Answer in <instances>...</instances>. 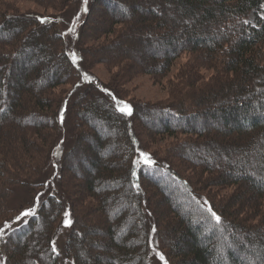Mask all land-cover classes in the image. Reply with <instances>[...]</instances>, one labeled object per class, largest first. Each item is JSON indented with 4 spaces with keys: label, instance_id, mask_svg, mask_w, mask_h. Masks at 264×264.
I'll list each match as a JSON object with an SVG mask.
<instances>
[{
    "label": "trees",
    "instance_id": "obj_1",
    "mask_svg": "<svg viewBox=\"0 0 264 264\" xmlns=\"http://www.w3.org/2000/svg\"><path fill=\"white\" fill-rule=\"evenodd\" d=\"M49 1L41 3H50L55 8L64 0ZM98 1H89L83 12L85 19ZM100 1L107 6L114 5L109 11L115 12L94 21L92 30L82 21L77 32H71L76 44L80 45L76 47H72V40H67L56 28L57 21L53 18L41 23L37 19L44 18L41 15H10L0 6V105H3L0 107L3 109L0 111V212L5 209L7 199L4 190L14 183L28 182L27 175L31 176L39 165L37 158L42 159V153L45 157L48 152L53 153L54 141L66 115H69L70 131L77 134L66 152L61 151L62 148L59 151L58 158L63 160L58 165L59 185L63 191L69 188L67 180L71 177L66 167L71 166L68 165L70 159L82 165L85 174L81 177L83 186L80 189L74 193L65 192L70 202L68 218L72 224L62 253L52 249L64 217V206L60 199L50 195L45 201L47 205L41 204L34 215L10 230L6 231L4 226L16 221L17 215L11 219L1 213L0 228H4V234L0 236V264H153L147 251L150 224L156 227L155 241L160 234L161 240L168 244V254L161 253L167 264H264V0ZM83 2L80 0V4ZM118 5L123 8L116 7ZM250 15L255 23L247 21ZM214 23L228 24V27L215 29L211 26ZM145 33H153L148 42L144 40ZM43 37L47 40H41ZM100 38L103 41L100 42ZM32 42L38 43L36 58ZM149 48L160 49L163 55L152 57L148 63L132 60L135 53ZM183 52L196 53L202 61L195 60L197 66L220 60V69L212 84L199 93L178 96L174 100L176 103L171 104L173 109H157V123L166 134L167 130H174L194 136L196 140L192 143L206 150L199 156L198 164L210 163L206 158L208 153L226 159L242 154L257 160L256 176L235 173L243 170L247 163L219 166L222 179L226 177L233 183L243 180V187H247L237 198V204L243 203L239 214L232 210L236 207L232 201L217 206L197 193L171 162L159 164L154 160L151 168L133 164L139 152H144L135 121L149 114L150 106L121 98L112 88L99 84L86 69L88 62L121 65L122 77L143 72L159 78ZM73 53L77 57L75 62ZM33 57L32 74H24L25 66ZM16 71L18 73L14 74ZM63 84H70L72 88L63 97H53L52 92ZM90 86L91 89L83 90ZM6 94L11 96L4 98ZM183 98L188 100L177 101ZM68 100L71 101L69 108ZM121 101L131 107V115L118 110V105L123 106ZM195 102L208 105L199 112H183ZM172 117L185 122V126L172 125ZM217 117L223 123L217 132L225 136L222 142H217L207 127H196ZM96 123L94 128L92 125ZM91 128L93 133H86ZM107 128L120 131L123 142L120 139L118 143L112 139L101 140ZM43 129L49 132H45L44 142L38 144L40 149L35 151L31 146L38 142L36 138L40 139L39 132ZM52 129L57 131L54 133ZM63 141L59 138L58 144ZM117 145L118 151L116 155L111 153L110 159L108 149ZM94 152L97 156L92 159ZM74 153H78L76 159L72 157ZM114 157L122 158L124 164H117ZM77 165L71 168L77 169ZM12 167L16 171L10 174ZM162 178L177 184L184 196L192 199L195 209L199 208L198 216L188 211L180 213L181 204L169 207L167 212L151 211L150 204L143 209L148 192L151 199L161 196L152 202L156 206L163 201L176 200L167 197L169 193ZM142 179L153 181L159 192L144 189L146 184H141ZM160 184L161 189L157 188ZM83 194L95 199L96 203H89V206L79 203ZM208 208L221 217L220 223ZM243 210L251 215L243 214L240 219ZM133 214L136 218L132 220ZM253 217L259 220L253 222ZM214 223L220 225V232ZM221 233H224L223 241L215 239V235Z\"/></svg>",
    "mask_w": 264,
    "mask_h": 264
},
{
    "label": "rangeland",
    "instance_id": "obj_2",
    "mask_svg": "<svg viewBox=\"0 0 264 264\" xmlns=\"http://www.w3.org/2000/svg\"><path fill=\"white\" fill-rule=\"evenodd\" d=\"M41 1L43 0H0V6L1 8L6 9L3 10V12H6L10 15L12 14L41 15L42 17L48 18L49 20L53 18V20L57 21L56 28L61 33L65 34L67 40H72L73 43L72 47L80 46L78 43L76 44L77 41H75L72 35L73 33L75 34L77 32L80 26L79 24H81L82 21L87 25H89L88 26L89 29L92 30V27H94V21H98L103 18H106L115 12V10L114 11L112 10L113 11L112 13L109 11V9H112L114 5L108 4L109 6H107L106 4L104 5L102 1L99 0L97 4L93 5L90 16H88V19H85L86 16L83 12L88 8V3L91 0H84L82 4H80V0H64L61 3V5H57L55 8H52L49 5L50 3L49 4L47 2L41 3ZM51 1L53 0H50L49 2ZM142 5L145 6L144 3H142ZM116 7L123 8V6L121 5H118ZM8 9H13V10L10 11ZM262 9H264V3L262 5ZM262 15H264V11L262 12ZM247 21L251 23H255L252 15L248 17ZM211 26L215 29L221 28L222 30H224L228 27V24L225 25L222 23L219 24L214 23ZM69 29L74 30V32L71 33L72 31L70 32ZM90 32L91 31L87 33ZM150 34L153 33H145L144 35V40H146L147 42L151 40ZM102 38L104 37L102 36ZM102 38H100L101 39L100 42L103 41ZM44 39L47 40L44 37L41 40ZM37 44H38L37 42L30 43L35 58H36ZM90 45H92V43H90ZM0 46L2 48V44H0ZM162 55L163 53L160 51V49L153 50L149 48L148 50H141L138 53H135L134 54L135 59L132 60L133 61L141 60V63L142 62L148 63V60L151 59L152 57L160 58ZM34 57L31 63L25 66L24 74H28V75L32 74L31 66L33 65V62H35ZM195 60L200 61L196 53L190 55L188 53L183 52L174 61L169 71L159 78H155L152 75L143 72H138L137 74H134L131 77L129 76L122 77L121 65L111 66L104 63L88 62L89 64L86 65V69L89 70L92 73V76H94L99 81V84H101L105 88L106 87L112 88L118 93V95L121 98L130 101H136L140 104H147L148 106H150L149 108L150 110H148L149 114H143L142 119L139 118L140 120L138 119V121H135V127L140 130V136L142 142L141 148L144 150V152L149 153L153 160L159 161V164H162L163 161H166L168 163L171 162L174 166L178 168L181 177L186 178L192 189H194L197 193L207 197V199H209L210 201H213L217 206L220 203L232 201V204L234 205L236 204L235 205L236 207H234L232 210H237L238 211L237 213L239 214L240 212L239 210L243 206V203L239 202L237 204L236 203L238 201L237 198L238 196H241L243 192L246 191L247 187H243L244 186L243 180L238 183H233L231 180H227L226 177L222 179L221 177L222 172L219 166L221 167L222 165H225L227 163H229V165H233V164L235 165L239 162H241L242 165H245L247 163L246 167L243 166V170L236 171L235 173L237 175H243V176L249 173L250 175L256 176L257 174H255L256 171L255 169L256 166L258 165L257 160L254 159L253 157L247 158L242 154H238V155L234 154L232 158L226 159L224 156H220V155L218 156V155H213L212 153H208L206 154L207 155L206 158L209 159L210 163L212 164L207 162H205L204 164H198L197 161L199 160V156L201 154L203 155L206 150L202 148L200 144L194 145L195 143L194 144L192 143L193 141L196 140L194 136L176 132L174 130L173 131L167 130L169 132L168 134H166L165 131L161 130V125L157 123L158 122L156 117L158 116L156 115L157 109L162 110L163 108L166 107L172 108L171 104L176 103V101L174 100H176L178 96L186 95L189 93H194V94L196 92L199 93L201 90H203L202 88H205L209 84H212V80L216 76L217 71L220 69V60L214 61V63H212L211 65L201 64L199 66L196 65ZM15 73L17 74L18 72L16 71L14 72V74ZM11 76L14 77V75ZM15 88H16L15 85H13V90ZM71 88L72 86L70 84L60 85L52 92L51 95L55 98L63 97L64 95H66V93H68V91ZM84 88L85 89L83 90L91 89V86ZM8 96H11V94L4 95V98H7ZM84 100H86V98ZM90 100L91 99H89L88 101ZM180 100H183L185 102L188 99L183 98L177 101ZM70 103L71 101L68 100L67 103L68 108L70 107ZM203 105L202 104L198 105L195 102V105H193L191 108L187 106L186 107L187 109H184L183 112L188 113V110L199 112L203 108L207 107L208 104L205 103ZM0 107H3V105L1 104ZM77 107H80V104L77 105ZM68 118L69 115L68 116L66 115L64 123L62 124L61 128L58 130L57 137L53 145V150H54L53 153L51 154V152H48L46 157L42 153V159L40 158L39 160V158H37L38 161L37 163H39V165H37L35 172L31 176L27 175L28 182H20L18 184L14 183L10 188H6L4 190L6 192L7 199L6 201H4L5 209H3L2 212H0V216L2 215L1 213H3L4 216L12 219V217H14L15 215L19 216L21 212L32 207H35V213H36L38 207L41 204L47 205L45 201L47 200V197L50 195H52L53 198L60 199V201H62L64 206V212L69 213L70 202L68 201L65 192L71 191V193H74L76 190L80 189V187L83 186V182H82L83 179L81 177L84 176L85 174L82 170L83 169L82 165L79 166L77 165L78 163H75V160L70 159V163L68 165L71 166L66 167L68 176L70 174L71 177V179L69 178L67 180L70 189L68 188L66 189V191H63L59 185L60 181H59L58 165L61 164V162H63V160L61 159L59 160L58 158L59 151L61 150V148H62L61 151L63 152L65 150L67 151L68 146L72 145V143L75 140V135L77 134V132H74L73 130L70 131L67 122ZM83 120L85 119L83 118ZM170 122L172 125H178L182 127L185 126V122L181 121L177 117H172ZM96 125L97 123L93 124L92 126L95 128ZM196 127H207L212 133H214L217 142H222V140L225 139V136L222 137L217 134V132H220V128L223 127V123L221 122V119L219 117H217L213 121H208L207 123L204 122L202 125L198 124ZM157 128H159V130ZM92 130L93 129L91 128V130L88 129V131L86 130L85 131L86 133H90L92 132ZM46 131L47 129H43L42 131H40L39 132L41 134L40 139L36 138V141L38 142L36 143L34 142V144L31 146L32 149H35V151H38V149H40L38 144L42 145V143L44 142ZM52 131L55 133L57 130L55 131L54 129H52ZM47 132H49V130ZM53 132L50 133L53 134ZM59 138L60 139L63 138L64 141L58 144ZM108 139L109 140L112 139L115 143H118L119 139L121 140V143L123 142V139L120 138V131H117V129L115 128L113 129L107 128L104 135H101V140L105 141ZM82 141L83 140H81V143ZM84 142L86 141H83V143ZM185 144H189V145H187L186 147L184 146ZM193 148H195V150H193ZM108 151L110 153V159H111L114 153L116 155V152L118 151V145L116 147L114 146L109 148ZM187 154L189 155V157L187 156ZM35 156L37 157V152L35 153ZM77 156L78 153H74L72 155L73 159H76ZM94 156H97L95 152L91 155V158L93 159ZM113 160L116 161L117 164H122L123 162H125L120 157L119 158L114 157ZM32 161L34 162L33 166H36L35 159H32ZM55 164L57 165V167ZM41 165L43 166L41 167ZM76 165L78 166L77 169L71 168L73 166L75 167ZM215 165H218V167L217 168L214 167ZM9 170H10V174L11 173L13 174V171H16L15 168ZM140 182L141 184H146L144 185V189L146 190H148L147 188L151 190H157L155 188L156 185H154L155 183L153 181H149V180L146 181L142 179L140 180ZM162 183L166 185L165 190L169 193L167 194V197L176 200L172 201V203H167L166 201H163L162 203H160V205H157L159 206L157 207L152 202H154V200L161 199L160 194H157L158 197L160 196L159 198L151 199L150 197L151 193L149 195L148 192L146 193V199H144V202L142 203L143 209H145V207L148 204H150L152 207V208L149 207L151 211L155 210L156 213H158V211L160 210L167 212L169 207H173L176 205L178 206L179 204H181L183 206L182 209L179 210L180 213L188 211L192 216L194 215L198 216L199 208L197 210L195 209L196 207L193 205L192 199L185 197L184 193H182L179 190L177 184L168 181L165 178H162ZM72 185H74L73 188ZM161 187L162 184L157 186V188L159 189H161ZM64 195L65 197H63ZM118 200L119 199L116 198L117 203ZM82 202H84V205H88L89 203L95 204L96 200L95 199L92 200L90 197L83 194L82 199L79 201V203L82 204ZM45 208H48V206ZM243 211L244 213H241V215L239 216L240 219L242 218L243 214H247L248 216L251 215L248 211L246 210ZM148 213H150L149 210ZM169 215L172 216L170 213ZM135 216H136L135 214L131 216L132 220L136 218ZM28 218L29 216L25 218L21 217L19 221L18 220L12 221L9 224V226L5 228L6 231L12 229L13 227H16L21 222L24 223ZM193 218H197V217H193ZM64 220H65V215L62 219L60 228L58 229L55 235L57 237H56V243H54V247L57 249V252L59 253H62L63 244L66 240L67 231L69 229V227L64 226ZM258 220L259 219L257 217L252 218L253 222H257ZM253 226H256V224ZM214 227L220 232V230L218 229L220 228L219 224L214 223ZM153 229H156V227L154 228L153 224L148 225L147 232L149 235V239H148V244L146 243L148 245L147 246L148 256L150 257L153 264H165L164 262L165 259L160 260L159 256H157L156 253L168 254L167 253L168 244L167 242L161 240L162 236L160 234L158 237V241L156 242L155 240L157 238L156 236L157 233H155L156 230L153 231ZM3 234L4 233H0V236H2ZM219 238L223 241L224 233H221V235L220 234L215 235V239L219 240ZM155 244L157 245L156 247ZM33 253L35 255L36 251ZM34 255L32 254V256ZM63 264H66V262H64Z\"/></svg>",
    "mask_w": 264,
    "mask_h": 264
},
{
    "label": "snow or ice",
    "instance_id": "obj_3",
    "mask_svg": "<svg viewBox=\"0 0 264 264\" xmlns=\"http://www.w3.org/2000/svg\"><path fill=\"white\" fill-rule=\"evenodd\" d=\"M37 19L40 20L41 23H44L47 18L37 17ZM245 23H248V22L245 21ZM69 31L71 32L72 29H69ZM71 55H72L73 62H75L77 57L75 56L74 53L71 54ZM85 78L86 79H90V77H87L86 75H85ZM119 103L122 104L123 106L120 107L118 105V110L120 112L126 114V115H131V113H132L131 107L129 105H127L126 103L122 102V101L119 102ZM0 111H3V109H0ZM60 118H61V121H62L63 120V110H61V117ZM132 163L135 164V165H145V166L151 168L155 164V161L151 158L149 153L141 151V152H139V158L137 160H134ZM132 175L135 176L136 173L133 172ZM136 187H138V186H136ZM208 211L211 213L212 217L215 219V221L217 223L221 222V217H219L214 211H212L211 208H208ZM34 214H35V207L28 208L25 211L21 212L20 215L16 217V220L19 221L21 219V217H28V216H32ZM64 215H65L64 225L66 227H70L71 224H72V221H71L70 218H68L69 217V213L65 212ZM7 227H8V225L5 224L4 228H7ZM4 228H0V233L4 232ZM153 231H155V229H153ZM52 251L56 252L57 249L55 247H53ZM156 255L159 256L160 260H164V257H163L162 254L156 253ZM165 264H167L166 261H165Z\"/></svg>",
    "mask_w": 264,
    "mask_h": 264
}]
</instances>
